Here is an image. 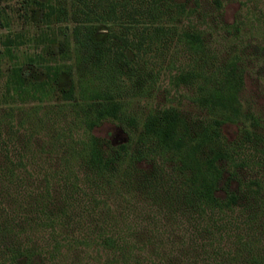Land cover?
Wrapping results in <instances>:
<instances>
[{
	"label": "trees",
	"instance_id": "obj_1",
	"mask_svg": "<svg viewBox=\"0 0 264 264\" xmlns=\"http://www.w3.org/2000/svg\"><path fill=\"white\" fill-rule=\"evenodd\" d=\"M72 3L88 7L85 0ZM98 4L101 10L96 11L95 5L92 10L82 11L83 18L74 20L72 28L75 63L80 65L83 56L87 64L77 81L78 101L72 100L71 91H66L63 102L50 104L72 110L73 127H80L85 137H70L59 144L55 133L49 141L45 140V113L42 118L37 113L44 107L34 104L45 102L63 67L70 69L68 64L44 65L43 77L34 82L26 80L19 66L9 67L5 74L0 104L6 105L8 98L14 104L19 102V106L0 107V264H81L84 247L90 244L101 246L106 253L100 261L99 253L92 257L89 261L93 264H132L136 243H147L152 253H157L165 229L154 241L159 238L155 223L167 225L168 233L184 226L175 234L177 241L183 244L188 240L193 248L212 246L211 254L224 255L227 264H264V234H243L238 226L241 222L249 229L256 227L255 206H241L239 211L248 209L245 215L230 212L246 194L263 207L260 192L264 188L256 180L245 184L236 180L224 199L216 195L227 166L232 164L233 170L227 175L226 184L234 179L242 163H235L238 144L226 139L221 130L226 123L238 122L241 73H236L233 66L223 65L228 68L219 67L210 76L201 64L180 71L175 75L180 81L196 78L208 83L206 87L199 86L203 87L197 96L200 105L210 111V117L192 120L168 106L148 110L138 125L122 108V88L115 76V71L121 73V69L102 65L91 19L122 17L130 28L140 26L138 37L130 40V46L124 42L125 47L135 51L145 40L149 45L153 36L160 41L177 33L179 41L199 56L193 62L203 63L205 45L198 30L176 28V18L184 8L169 0H121L117 4L101 0ZM91 11L96 15L93 18L88 15ZM165 20H170V24L165 26ZM65 52L67 56V47ZM113 53L117 65V58L123 54L119 50ZM24 103L28 107L21 106ZM29 120L34 129L27 124ZM103 120H125L135 129L128 141L134 150L127 155L128 163L123 169L128 144L112 145L90 132ZM39 131L43 135L36 138ZM252 135L246 130L243 137L250 141ZM156 157L171 163V174L157 173L154 165L148 169L135 166L143 160L150 165ZM113 185L115 190L107 202ZM129 196L145 202L147 205L142 208L146 211H135L138 208L134 204L138 202L126 201ZM152 207L161 213L156 222L147 211H153ZM223 239H232L225 250L220 246ZM133 264H138V260L134 259Z\"/></svg>",
	"mask_w": 264,
	"mask_h": 264
},
{
	"label": "rangeland",
	"instance_id": "obj_2",
	"mask_svg": "<svg viewBox=\"0 0 264 264\" xmlns=\"http://www.w3.org/2000/svg\"><path fill=\"white\" fill-rule=\"evenodd\" d=\"M99 1L101 0H85L88 3L86 8L82 4H73L72 0H0V94L3 92L2 84L5 74L11 66H19L26 80L30 82L38 81L43 77V66L46 64H68L70 66L69 70L63 67L52 85L49 97L47 95V98L44 99L45 102L34 103L44 107L37 113L41 118L43 112L45 113L43 127L46 128L44 137L47 141H49V136L55 133L58 136L59 144H63V141L70 137L73 139L85 137V132L80 127H73L72 110L67 107H51L50 104L63 102V93L66 91H71L73 93L72 100L78 101L77 81L87 64L83 56L80 65L75 63L72 28L75 24L74 20L83 18L82 11L92 10L95 5L96 11L101 10L97 8ZM109 1L117 4L121 0ZM169 1L184 8V12L176 18V28L195 29L200 32L205 45L203 63L202 60L198 63L193 62L199 56L191 53L186 43L179 41L177 33L160 41L155 40L156 36H153L149 45H146L148 40H145V44L135 51L134 48L125 47L124 42L130 46V40L138 37L140 26L136 25L130 28L129 22H126L127 20L122 17L98 21L93 18L96 16L95 13L93 14L92 11L88 13L90 18H93L91 19L92 27H94L93 38L94 43L97 44L96 49L101 52L102 65L109 66L111 69L115 65L121 69V73L115 71V76L117 83L122 88L120 101L123 102L122 108L125 115L133 116L139 125L148 110L171 106L192 120L207 119L210 117V111L208 110V112L205 107L200 105L197 94L201 93L203 84L206 87L208 83L204 79L196 78L183 82L178 80L179 77L175 78V75L180 71L192 69L197 64H201L206 75L210 74V76L223 65L233 66L235 72L241 73L242 76V84L238 93L241 113L236 124L226 123L221 127V130L226 139L236 141L238 144L235 163H242L237 168L234 179L227 180L226 184L224 181L233 170L232 164L227 166L223 177L225 179L222 180L221 189L216 192V195L224 199L227 191L232 190L235 186L236 180H240L243 184L256 180L260 183L261 188H264V0ZM172 10H175V7ZM118 14L120 13L116 12V15ZM164 22L165 26L170 24V20ZM66 47L68 48L67 56ZM116 50L123 54V57L117 58V65L114 63L113 53ZM81 51L86 52V49L82 48ZM201 84L203 86L199 88ZM2 99L3 96L0 95V101ZM4 104L6 105L0 104V107L19 106V102H16L18 104L16 105L8 98ZM21 106L28 107L26 103ZM27 124L34 129L31 120ZM52 128L56 132H52ZM134 130V127L125 123V120H121V122L103 120L90 132L94 136L109 140L112 145L128 144L125 161L121 164L123 169L128 163L127 155L132 149L134 150L133 144L128 142L134 134ZM246 130L254 134L250 141L243 137ZM41 135L43 134L39 131L36 138ZM33 145L36 147V142L33 141ZM61 151V147H58V153ZM151 165L156 166L159 174H171V163L161 157L150 160V165L144 160L138 164L135 163V166L147 169L151 168ZM120 173L116 177L119 178ZM251 188L253 187L251 186ZM114 190L115 186L113 185L112 190L109 191L107 202H110V195ZM260 194L263 196L264 202V189ZM247 195L230 212L231 214L245 215L248 209L239 211L240 207L250 205L249 208H251L254 205L257 210L256 227L253 226L254 229H249L247 226L241 225V222H238V226L243 230V234L254 231L256 235H263L264 206L256 205L257 201L255 202L252 197H247ZM126 201L134 202L136 199L129 196ZM145 205H147L145 202H138L134 204L138 209H133L146 211V208H142ZM259 205H261V201ZM110 207L112 208L113 205ZM152 210L148 209L147 211L152 213L150 216L156 222L161 213L154 207ZM159 223H162V220L159 219ZM183 225L186 226L185 223ZM156 226L158 232H155V235H159V238H154V241L160 239L159 232H163L165 229L162 241H159L157 253L153 254L150 250L151 245L147 243H136L132 248V264L134 259L138 260V264H227L224 255L221 257L211 254L212 246L199 247L198 245L193 248L188 240H185L183 244L177 241L175 234L180 233V228L184 226L177 228V232L173 233H168L167 225L155 223L153 227L156 228ZM231 241L232 239H223L220 246L225 250V246L231 244ZM84 248L81 264H86L87 261V264H93L89 260L98 253L99 261L103 260L106 255L99 245L90 244ZM162 251L164 253L161 254Z\"/></svg>",
	"mask_w": 264,
	"mask_h": 264
}]
</instances>
